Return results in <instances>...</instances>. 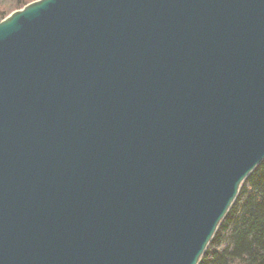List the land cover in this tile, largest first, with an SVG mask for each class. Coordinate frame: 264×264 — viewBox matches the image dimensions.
<instances>
[{"label": "water", "instance_id": "water-1", "mask_svg": "<svg viewBox=\"0 0 264 264\" xmlns=\"http://www.w3.org/2000/svg\"><path fill=\"white\" fill-rule=\"evenodd\" d=\"M263 158L264 0L0 20V264H197Z\"/></svg>", "mask_w": 264, "mask_h": 264}, {"label": "trees", "instance_id": "trees-1", "mask_svg": "<svg viewBox=\"0 0 264 264\" xmlns=\"http://www.w3.org/2000/svg\"><path fill=\"white\" fill-rule=\"evenodd\" d=\"M33 0H0V20ZM197 264H264V158L242 182Z\"/></svg>", "mask_w": 264, "mask_h": 264}, {"label": "rangeland", "instance_id": "rangeland-1", "mask_svg": "<svg viewBox=\"0 0 264 264\" xmlns=\"http://www.w3.org/2000/svg\"><path fill=\"white\" fill-rule=\"evenodd\" d=\"M34 1H37V0H33V1H31V2H34ZM31 2H30V3H31ZM28 4H29V3H28ZM26 5H27V4H26ZM17 10H18V9H17ZM14 11H15V10H14ZM12 12H13V11H12ZM10 13H11V12H10ZM10 13H9V14H10ZM9 14H8V15H9ZM8 15H6V16H8ZM6 16H5V17H6ZM5 17H4V18H5Z\"/></svg>", "mask_w": 264, "mask_h": 264}]
</instances>
